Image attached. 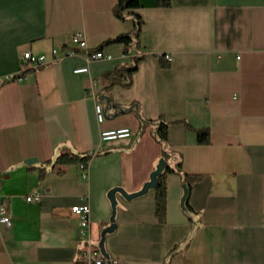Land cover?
Segmentation results:
<instances>
[{
	"label": "crops",
	"instance_id": "1",
	"mask_svg": "<svg viewBox=\"0 0 264 264\" xmlns=\"http://www.w3.org/2000/svg\"><path fill=\"white\" fill-rule=\"evenodd\" d=\"M117 3L0 0V203L7 201L11 218L0 222V264H87L83 252L112 223L105 236L112 264H264V0H172L169 7L141 0L133 12L144 21L145 57L131 86L106 93L104 73L136 54L123 44L102 46L134 28L133 16H116ZM80 30L86 50L54 60V48L76 49ZM27 51L47 59L1 84L24 70ZM98 51L103 57L89 58ZM101 94L114 105L137 104L146 120L163 116L173 164L197 177L184 208L188 181L167 174L164 223L154 189L131 199L117 192L114 210L110 191H140L162 145L135 109L100 123ZM124 126L130 136L102 139L104 129ZM201 128L210 130L207 144L197 140ZM66 151L93 153L87 178L80 165H56ZM82 204L90 206L86 232L72 211Z\"/></svg>",
	"mask_w": 264,
	"mask_h": 264
},
{
	"label": "trees",
	"instance_id": "2",
	"mask_svg": "<svg viewBox=\"0 0 264 264\" xmlns=\"http://www.w3.org/2000/svg\"><path fill=\"white\" fill-rule=\"evenodd\" d=\"M172 4V0H158V5L160 7H169ZM141 6V0H118V3L114 9V12L117 17L121 19H125L127 15L133 16L134 19V28L125 33H121L115 37H110L106 41L103 42L102 46L109 44H123L124 52L126 54L135 50L136 54L132 56L130 63H120L113 70L107 71L104 73V78L107 80V84L105 86L106 93L115 85L121 84L123 86H131L133 82V74L138 68V64L141 60L144 59V54L141 52L140 45V34L142 32L143 19L137 13H134L133 10ZM125 11H130L128 14ZM162 60V56L160 57ZM164 66H169L170 62H163ZM34 68H26L22 70L20 73L13 75L10 80H3L1 84L17 81L18 78L26 77L30 72H32ZM113 102V101H112ZM137 104H133L131 106H136ZM118 105H114L113 107H117ZM130 106V107H131ZM128 108V107H125ZM142 123L151 124L154 129V135L159 143L162 145V154L160 160L164 159L166 164L163 172L159 175V182L157 186L154 188L156 192L155 198V214L158 220L161 223L166 222V214H167V183L166 176L170 172H178L184 175L186 181L183 196V206L184 208L188 207V196L190 192L191 183L190 181H195L197 177H189L186 173H182L181 171V163L173 164L174 159L176 158L174 153L169 149L168 138H169V123L165 121L163 116H160L156 120H146L144 119L140 113L138 114ZM197 133V140L200 144H207L210 141V130L208 128L195 129ZM93 153H78V152H63L56 158V165H80L84 164L86 167L88 166L89 161L92 159ZM159 160V161H160ZM62 173V170L58 171ZM42 172V176H43ZM7 204V201H2L0 205Z\"/></svg>",
	"mask_w": 264,
	"mask_h": 264
},
{
	"label": "built area",
	"instance_id": "3",
	"mask_svg": "<svg viewBox=\"0 0 264 264\" xmlns=\"http://www.w3.org/2000/svg\"><path fill=\"white\" fill-rule=\"evenodd\" d=\"M72 42L76 49H69L65 51H60L57 48H54L52 51L54 60L59 59L63 55L68 54H74L77 53L80 50H86L87 48V40L86 36L83 31H77L73 35ZM167 61L171 62L172 55L171 54H164L163 55ZM103 57V53L101 51H98L92 55L89 56L90 59H97ZM45 55H35L31 51H27L22 56V63L24 65V69L26 68H35L39 66L40 64L44 63L46 61ZM84 70V69H80ZM13 75L7 76L3 80H10L12 79ZM23 78H18L17 80H21ZM96 93L95 90H91L90 94L94 95ZM96 112L97 117L100 123L104 122L106 119V116L104 114V105L102 102L98 101L96 104ZM131 135V129L127 126L124 127H116V128H110V129H104L101 132V137L103 140H114L119 138L128 137ZM80 167L83 171V177L87 178L86 169L87 167L84 164H80ZM0 187H1V179H0ZM41 192L37 191L33 196L28 197V200H32L34 198H38L41 196ZM72 211L79 216L81 221V227L83 232H86L90 225V219H89V213H90V206L88 204H82V205H76L72 207ZM0 222L4 223L6 225L11 224V218L8 215L7 207L6 205H0ZM82 261L87 264H108V260L103 256L101 249L99 245L89 247V249H86L81 257ZM12 264H22L20 262H13Z\"/></svg>",
	"mask_w": 264,
	"mask_h": 264
},
{
	"label": "water",
	"instance_id": "4",
	"mask_svg": "<svg viewBox=\"0 0 264 264\" xmlns=\"http://www.w3.org/2000/svg\"><path fill=\"white\" fill-rule=\"evenodd\" d=\"M99 101L102 102L104 104V114L107 118H115L117 117L120 113H127L133 109L136 110L137 114H139V110H138V106H131L128 108H125L123 106H117V107H113V102H112V98L110 96H108L107 94H101L99 96ZM37 159L36 158H31L28 159L26 162L31 164L36 162ZM165 160L162 159L159 161L156 169L151 173L150 176V180L144 185V187L136 192V193H127L124 189H122L121 187H116L114 189H112L109 193V197L111 199V201L113 202L114 205V210H115V205H116V193L120 192L124 195V197L131 199L137 196H140L146 192H148L150 189H154L158 182H159V175L163 172L164 168H165ZM185 189V187H184ZM115 218L114 216L112 217V221L114 222ZM115 228V224L112 223L110 226L106 227L103 231H102V235H101V240L99 243V247L101 249V252L103 254V256L108 260V264H112V261L110 259V255L108 254V252L106 251L105 248V236L107 233H110L114 230Z\"/></svg>",
	"mask_w": 264,
	"mask_h": 264
}]
</instances>
